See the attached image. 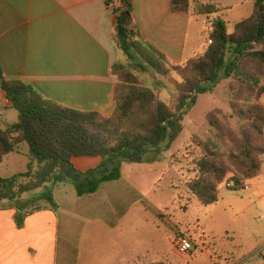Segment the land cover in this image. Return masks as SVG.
<instances>
[{
	"label": "crops",
	"instance_id": "obj_1",
	"mask_svg": "<svg viewBox=\"0 0 264 264\" xmlns=\"http://www.w3.org/2000/svg\"><path fill=\"white\" fill-rule=\"evenodd\" d=\"M194 1L190 0L188 13H178L172 11L171 0H132L133 19L143 38L171 64L184 65L202 53L216 19L223 20L232 33L236 24L253 15L256 2L198 0L221 10L213 16H199L194 13ZM107 2L0 0V66L4 75L32 85L44 98L64 107L110 117L116 87L112 68L122 54L114 41V4L108 6ZM259 104L264 109V93ZM14 110L0 85V130L18 121L9 118ZM101 162L99 157L74 158L72 165L87 172ZM29 163V148L22 145L5 157L0 177L27 172L23 170ZM50 190L57 207L41 200L32 210L33 203L26 204L38 197L31 194L23 197L19 206L0 203V264H176L172 254L182 257L185 264L184 254L174 246L184 233L173 229L175 235L171 236L162 213L147 223L145 210L102 206V185L95 194L83 197L67 182L52 183ZM234 192L242 194L235 196ZM236 197L242 204H234ZM220 201L226 216L236 223L241 213L235 207L264 215V162L259 176L247 181L242 190L220 186ZM20 210L27 213L22 227L15 218ZM253 219L259 223L261 216ZM250 221L246 218L243 226L246 242L242 237L238 240L236 233H228L231 249L223 257L209 255L210 264H254L251 259L258 252L264 258V223L254 232ZM261 261L256 264H263Z\"/></svg>",
	"mask_w": 264,
	"mask_h": 264
},
{
	"label": "trees",
	"instance_id": "obj_2",
	"mask_svg": "<svg viewBox=\"0 0 264 264\" xmlns=\"http://www.w3.org/2000/svg\"><path fill=\"white\" fill-rule=\"evenodd\" d=\"M107 3L114 4V41L122 54L112 68L116 87L115 108L110 117L50 101L32 85L7 78L0 66L1 88L18 112V121L0 130V165L22 145L28 146L30 156L27 172L7 179L0 177V203L20 202L22 197L16 191L28 193L52 178L54 184H72L79 197L95 194L104 183L121 178L122 163H142L149 154L169 150L183 132L184 118L198 96L215 93L224 80L232 81L230 91L237 101L248 105L246 117L238 113L247 123L241 128L242 146L227 155L234 171L229 170L214 142L198 141L201 155L193 161L195 177L186 183V188L204 206L219 202L220 186L231 173L234 187L229 189L242 190L247 181L259 176L264 162V109L259 104L264 93V0H256L253 15L236 24L232 33L223 20L216 19L210 34L212 44H206L202 53L184 65L171 64L143 38L133 19L132 0ZM190 8V0H171L173 12L188 13ZM193 9L199 16H213L221 11L198 0L193 2ZM169 70L184 76L174 112L157 100L153 89L140 85L136 76L151 72L165 76ZM231 109L236 110L233 105ZM84 157H99L102 162L95 169L79 172L72 160ZM46 162L54 165L52 172L62 174L48 177L33 171L36 163ZM60 166L61 171L57 170ZM41 200L57 207L52 190L26 201V207ZM24 210L15 214L21 227L27 216ZM261 260L264 261L263 255L258 252L251 262Z\"/></svg>",
	"mask_w": 264,
	"mask_h": 264
},
{
	"label": "rangeland",
	"instance_id": "obj_3",
	"mask_svg": "<svg viewBox=\"0 0 264 264\" xmlns=\"http://www.w3.org/2000/svg\"><path fill=\"white\" fill-rule=\"evenodd\" d=\"M136 76L140 85L153 89L157 100L165 103L174 112L180 97L183 75L180 76L176 71L169 70L165 76L156 75L153 72ZM231 84V80L221 81L215 93L198 96L196 104L184 118L183 132L169 150L149 154L142 163H122L121 178L102 185V206H134L145 210L147 223L153 222L156 214L160 212L168 219L166 223L169 224L168 228L170 226L171 236L175 235L173 229H179L188 236L194 248L184 254L185 264H210L209 255L225 256V253L231 249L228 233L231 236L235 235L237 239L242 237L243 242H246L247 237L243 233L246 218H251L248 225L252 226L250 230L254 232L261 230L260 222L264 223L263 213L255 209L243 212L241 210L243 207H235L236 212L241 214L236 220L237 223L233 222L226 216L228 213L224 209L223 202L204 206L186 188V183L195 177L193 161L201 155L198 141L214 142L218 151L224 156L229 170L234 171L227 160V155L233 149L239 151L242 146L241 128L247 123L238 113L246 117L248 114L244 112H247L248 105L237 101L230 91ZM243 91L246 93L245 89ZM232 105L235 111L231 109ZM9 118L17 121V111L14 110ZM220 134L224 138L219 137ZM249 136L253 140L256 139L253 134ZM25 161L27 162V159ZM52 166L54 165L48 162L36 163L33 171L41 172L48 177L62 174L61 166L57 168L61 171H58L59 173L52 172ZM23 171H28V168H24ZM0 174L3 176V171ZM231 176L232 173L223 184L226 188H229V184L234 187ZM34 182H37V179ZM45 183L46 185L34 188L28 193L20 194L16 191V194L22 198L29 194L32 197H39L42 192L50 190L53 178ZM233 194L241 196L242 193L234 192ZM8 203L19 206L22 201ZM236 203L242 204L241 199L236 200L234 204ZM37 205V203L32 204L30 208L35 210ZM258 216L262 219L259 223L253 219L254 217L258 219ZM171 257L176 264H183L182 257L181 260L173 257V254Z\"/></svg>",
	"mask_w": 264,
	"mask_h": 264
},
{
	"label": "built area",
	"instance_id": "obj_4",
	"mask_svg": "<svg viewBox=\"0 0 264 264\" xmlns=\"http://www.w3.org/2000/svg\"><path fill=\"white\" fill-rule=\"evenodd\" d=\"M209 28L212 32L213 31V25L211 24ZM210 34L208 35L207 40H206L207 44H212V40L210 39ZM228 186H229V188L233 187L230 184ZM174 246H175V249L182 254L190 252L194 248L190 238L188 236H184V235H180L176 238Z\"/></svg>",
	"mask_w": 264,
	"mask_h": 264
}]
</instances>
